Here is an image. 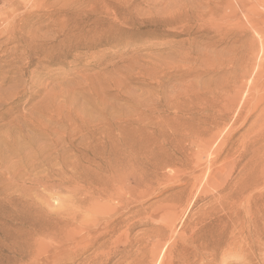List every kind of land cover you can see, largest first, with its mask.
I'll return each mask as SVG.
<instances>
[{"label": "rangeland", "instance_id": "1", "mask_svg": "<svg viewBox=\"0 0 264 264\" xmlns=\"http://www.w3.org/2000/svg\"><path fill=\"white\" fill-rule=\"evenodd\" d=\"M263 173L264 0H0V264H264Z\"/></svg>", "mask_w": 264, "mask_h": 264}, {"label": "bare ground", "instance_id": "2", "mask_svg": "<svg viewBox=\"0 0 264 264\" xmlns=\"http://www.w3.org/2000/svg\"><path fill=\"white\" fill-rule=\"evenodd\" d=\"M209 168V167H208ZM202 169V168H201ZM219 173V172H218ZM261 177L264 179V173L261 175ZM202 181V180H201ZM211 182V181H210ZM263 181H260V180H254L251 184H249V187L250 186H255V185H259L260 183H262ZM200 188V187H199ZM209 188V187H208ZM221 188V187H220ZM220 188H218V189H220ZM264 188V187H263ZM263 188H260V189H263ZM222 189V188H221ZM221 189H220V191H221ZM260 189H259V191H260ZM224 189H222V191H223ZM246 190V187L245 188H243V186H241V187H236L235 189H232L231 191L229 190V192L230 193H226V195L228 194V196H230V198L232 197V199H230V200H233L234 201V199L236 200V201H231V202H233L232 204H231V202L228 204V205H230V211H229V209H228V214H227V216L225 217L226 219L225 220H223L222 221V228H223V231H226L227 229H228V224H229V222H230V220H231V218L233 217V215H236V214H239L238 212H239V206H241V205H243V203H241L240 201H238V199H239V196L244 192ZM261 191H263V190H261ZM252 192V191H251ZM263 196H264V193L263 194H257V195H255L254 196V201L255 202H257L260 198H263ZM251 195H248V198L249 199H251ZM228 198V197H227ZM227 202V201H226ZM228 202H229V200H228ZM224 205V204H223ZM226 206V205H225ZM225 209H226V207H224ZM227 210V209H226ZM226 210H224V211H226ZM250 210H251V207L250 206H246V208H244L243 209V212L245 213V214H247V219H248V221L250 220V219H252L253 218V216H252V211H251V213H250ZM232 214V215H231ZM245 217V216H244ZM254 220V219H253ZM108 223V222H107ZM109 224V223H108ZM229 226H234V221L231 223V224H229ZM81 228V227H80ZM235 228V227H234ZM170 229V228H169ZM113 231V230H112ZM182 254V253H181ZM185 259V258H184ZM170 260V259H169Z\"/></svg>", "mask_w": 264, "mask_h": 264}]
</instances>
